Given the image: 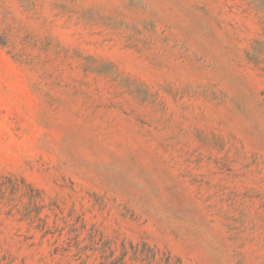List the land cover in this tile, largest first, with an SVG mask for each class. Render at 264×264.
Wrapping results in <instances>:
<instances>
[{
  "label": "rangeland",
  "instance_id": "1",
  "mask_svg": "<svg viewBox=\"0 0 264 264\" xmlns=\"http://www.w3.org/2000/svg\"><path fill=\"white\" fill-rule=\"evenodd\" d=\"M0 264H264V0H0Z\"/></svg>",
  "mask_w": 264,
  "mask_h": 264
}]
</instances>
